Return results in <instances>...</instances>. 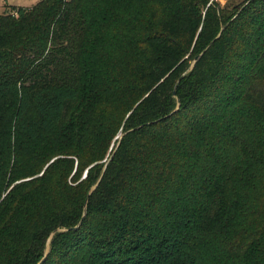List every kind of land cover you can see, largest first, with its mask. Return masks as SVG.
<instances>
[{
	"label": "trees",
	"instance_id": "1",
	"mask_svg": "<svg viewBox=\"0 0 264 264\" xmlns=\"http://www.w3.org/2000/svg\"><path fill=\"white\" fill-rule=\"evenodd\" d=\"M0 264H264V0L0 13Z\"/></svg>",
	"mask_w": 264,
	"mask_h": 264
},
{
	"label": "rangeland",
	"instance_id": "2",
	"mask_svg": "<svg viewBox=\"0 0 264 264\" xmlns=\"http://www.w3.org/2000/svg\"><path fill=\"white\" fill-rule=\"evenodd\" d=\"M40 0H0V13L9 11L11 8L31 7ZM221 5L227 3L234 6H241L246 0H217Z\"/></svg>",
	"mask_w": 264,
	"mask_h": 264
},
{
	"label": "water",
	"instance_id": "3",
	"mask_svg": "<svg viewBox=\"0 0 264 264\" xmlns=\"http://www.w3.org/2000/svg\"><path fill=\"white\" fill-rule=\"evenodd\" d=\"M197 57H195L194 61L196 60ZM173 94L175 95V90L173 91Z\"/></svg>",
	"mask_w": 264,
	"mask_h": 264
}]
</instances>
